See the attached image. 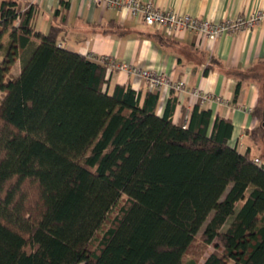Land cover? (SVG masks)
Segmentation results:
<instances>
[{"label": "trees", "instance_id": "1", "mask_svg": "<svg viewBox=\"0 0 264 264\" xmlns=\"http://www.w3.org/2000/svg\"><path fill=\"white\" fill-rule=\"evenodd\" d=\"M33 17L1 2L0 264H199L201 232L203 264H264V165L232 122L199 104L175 122V91L161 114L159 91L110 92L107 65ZM254 114L264 137V88Z\"/></svg>", "mask_w": 264, "mask_h": 264}, {"label": "crops", "instance_id": "2", "mask_svg": "<svg viewBox=\"0 0 264 264\" xmlns=\"http://www.w3.org/2000/svg\"><path fill=\"white\" fill-rule=\"evenodd\" d=\"M20 1L34 7L31 24L37 31L48 34L53 26L61 29L59 42L68 51L89 59L111 58L116 63L151 69L175 82H185L186 90L176 92L179 104L175 122L178 123L183 110L188 116L199 104L212 111L214 119L220 117L232 122V147L241 154L250 153L254 159L264 158V137L252 136L259 126L254 111L264 86L252 78L243 79L239 84L238 77L239 74L252 76L264 63V21L252 30L223 35L216 41L189 32L172 38L146 26L140 19L96 7L90 0ZM142 1L215 23L264 10V0ZM108 71L110 92L118 85H129L141 94L142 102L150 92L145 80L124 71ZM194 90L216 99L198 102L191 96ZM173 92L171 89L160 91V114Z\"/></svg>", "mask_w": 264, "mask_h": 264}, {"label": "built area", "instance_id": "3", "mask_svg": "<svg viewBox=\"0 0 264 264\" xmlns=\"http://www.w3.org/2000/svg\"><path fill=\"white\" fill-rule=\"evenodd\" d=\"M90 1L96 7L115 10L119 14H124L129 18L140 19L146 26L155 28L172 38H180L189 32L198 37L216 41L223 35L252 30L264 21V10H258L248 17L228 18L221 23H215L210 20L182 15L172 10H163L152 3L143 2L142 0ZM90 59L107 65L110 71H124L145 80L151 92H160L163 89H171L175 92L186 90L185 82H175L171 77L163 73H157L151 69H141L130 64L116 63L111 58L91 57ZM191 96L201 103L216 99L214 96L203 94L199 90L191 92ZM189 116L186 117V120L189 119ZM255 163L259 166L264 165V161L261 158H255Z\"/></svg>", "mask_w": 264, "mask_h": 264}, {"label": "rangeland", "instance_id": "4", "mask_svg": "<svg viewBox=\"0 0 264 264\" xmlns=\"http://www.w3.org/2000/svg\"><path fill=\"white\" fill-rule=\"evenodd\" d=\"M8 38H9V35H7L6 38H4V40H3L4 48H6V46H7ZM5 54H6V50L5 49H0V64L2 63V61H3L4 57H5ZM253 74L254 75H258L260 77V81L264 82V63L259 68H257L253 72ZM12 75L14 77H17V78L20 77V75H21V65H20V63H17L14 66V68L12 69ZM263 84L261 83V85H263ZM0 98L2 99V94L1 93H0ZM115 215H117V212L113 213V217ZM201 233L197 237V242L195 244V248L196 249H194L192 251L194 253L195 257H198V263L199 264H203L205 259L208 256H210L215 251V247L214 246H205L201 242V239H200L201 238ZM190 257H193V256H190Z\"/></svg>", "mask_w": 264, "mask_h": 264}]
</instances>
